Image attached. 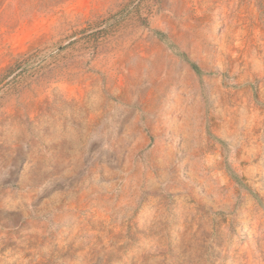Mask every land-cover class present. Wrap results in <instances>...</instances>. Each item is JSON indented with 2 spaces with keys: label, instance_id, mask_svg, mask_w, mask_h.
I'll return each mask as SVG.
<instances>
[{
  "label": "rangeland",
  "instance_id": "obj_1",
  "mask_svg": "<svg viewBox=\"0 0 264 264\" xmlns=\"http://www.w3.org/2000/svg\"><path fill=\"white\" fill-rule=\"evenodd\" d=\"M0 264H264V0H0Z\"/></svg>",
  "mask_w": 264,
  "mask_h": 264
},
{
  "label": "trees",
  "instance_id": "obj_2",
  "mask_svg": "<svg viewBox=\"0 0 264 264\" xmlns=\"http://www.w3.org/2000/svg\"><path fill=\"white\" fill-rule=\"evenodd\" d=\"M191 66L192 68L194 69V71L198 74V75H202V69L200 68V66L194 62V61H191Z\"/></svg>",
  "mask_w": 264,
  "mask_h": 264
},
{
  "label": "water",
  "instance_id": "obj_3",
  "mask_svg": "<svg viewBox=\"0 0 264 264\" xmlns=\"http://www.w3.org/2000/svg\"><path fill=\"white\" fill-rule=\"evenodd\" d=\"M99 29H101V28H97V29H94V30L88 31V32H86V33H84V34H89V33H91V32H94V31H96V30H99Z\"/></svg>",
  "mask_w": 264,
  "mask_h": 264
}]
</instances>
